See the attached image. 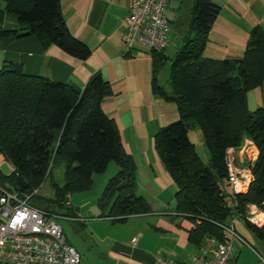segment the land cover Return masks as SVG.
<instances>
[{"label":"trees","instance_id":"16d2710c","mask_svg":"<svg viewBox=\"0 0 264 264\" xmlns=\"http://www.w3.org/2000/svg\"><path fill=\"white\" fill-rule=\"evenodd\" d=\"M193 1L190 30L170 64L172 96L167 99L177 104L179 118L161 127L154 141L176 184L177 209L199 221L193 234L202 244L206 235L223 239L220 225L244 217L248 205L264 201V107L251 111L246 99L249 90L264 83V31L254 27L242 59L204 57L218 6L212 0ZM7 14L23 27L4 29ZM26 34L35 35L43 48L55 44L79 59L89 57V46L69 32L59 0H0V39ZM110 94V83L100 75L78 93L69 84L28 75L20 64L5 61L0 67V154L12 170L10 175L0 171V185L19 191L15 178L20 176L29 193L49 180L54 202L61 205L68 194L88 190L92 177L114 162L118 170L96 202L101 215L124 221L146 212L147 204L136 192L134 159L101 106ZM196 126L208 151L207 163L188 137ZM247 137L258 149L253 180L248 192L234 194L228 184L227 149L238 148ZM60 166L61 185L53 180ZM32 203L47 207L38 193ZM245 223L264 243V226Z\"/></svg>","mask_w":264,"mask_h":264},{"label":"crops","instance_id":"0c3cea01","mask_svg":"<svg viewBox=\"0 0 264 264\" xmlns=\"http://www.w3.org/2000/svg\"><path fill=\"white\" fill-rule=\"evenodd\" d=\"M212 1L218 6V14L206 37L203 56L242 59L254 27L264 31V0ZM128 2L59 0L69 32L89 46V57L79 59L55 44L43 48L35 35H16L0 39V67L5 61L18 63L28 75L69 84L78 93L95 75L110 83L111 94L101 106L113 120L125 151L134 159L136 192L147 210L128 215L124 221L101 215L96 202L107 180L118 170L114 162L92 177L88 190L68 194L65 202L56 205L69 217L59 223L66 241L79 253V264H153L157 257L186 264L201 244L193 234L199 221L177 209L176 184L156 152L154 138L161 127L179 118L177 104L167 99L172 96L170 64L190 30L194 1L167 0L168 44L155 59L145 51H127L122 42ZM2 27L20 30L23 26L7 14ZM175 39L180 43L174 44ZM246 99L250 110L264 107V83L249 90ZM196 127L188 131L195 147L191 133L195 139H202ZM235 157L236 161L242 158L240 150ZM2 162L6 161L0 154ZM134 237L135 243L131 241ZM238 241H233L228 264H264V251L260 260H242L243 246Z\"/></svg>","mask_w":264,"mask_h":264},{"label":"built area","instance_id":"2783aa9c","mask_svg":"<svg viewBox=\"0 0 264 264\" xmlns=\"http://www.w3.org/2000/svg\"><path fill=\"white\" fill-rule=\"evenodd\" d=\"M167 0H129L124 19L122 42L127 51L162 53L167 47L170 30L164 10ZM228 184L234 194L246 193L253 180L252 167L258 155L255 143L247 138L236 149H227ZM240 150L248 164L236 162ZM39 188L29 193L9 190L0 185V264H79L77 249L66 241L57 221L69 218L32 203ZM244 218L249 224L264 226V201L261 206L250 204ZM234 220V219H233ZM233 220L222 224L223 239L206 235L202 244L186 264H228L233 255V241L244 239L235 230ZM137 237L132 238L136 242ZM153 264H184L167 257H157Z\"/></svg>","mask_w":264,"mask_h":264},{"label":"rangeland","instance_id":"374dc122","mask_svg":"<svg viewBox=\"0 0 264 264\" xmlns=\"http://www.w3.org/2000/svg\"><path fill=\"white\" fill-rule=\"evenodd\" d=\"M172 34L174 37H176V35H177L176 33H172ZM173 42H174V44L175 43L179 44L180 40L175 39ZM195 129H198V127H196ZM191 138L193 140H195L196 152H198L202 161L204 163H207L208 151L206 150L204 139L203 138L201 139L200 137H199V139L198 138L195 139L193 137L192 133H191ZM241 155H242V158L239 157L238 161H236V162H238L241 166H245L246 164H248L246 156L245 155L243 156V153H241ZM11 170H12L11 164L8 163L7 161L0 163V171L4 175H10ZM54 171L55 172L53 174V180L61 185L62 181H63L62 167L61 166L57 167ZM53 193H54V191H53L51 184H49V180L48 181L46 180L43 183V185L39 188L38 197L43 199L44 205H47L48 209H51L55 213L61 214L62 208H60V206L56 205L57 203L54 202L55 196L53 195ZM74 194H79V193L74 192ZM74 194H72V195H74ZM40 200L41 199H39V201ZM41 205H43V204H41ZM61 220L62 219H58L57 221L62 222ZM233 223L235 225L236 233L244 239V242H242L240 240L238 241L243 246V248H242L243 255L241 256V259L244 261H253V259L260 260V252L263 253V251H264V243L261 240H259V237H257L254 234L253 229L250 228L245 223L244 217L238 216V217L234 218ZM245 249H247L250 252H245L244 251ZM1 264H5V263H1Z\"/></svg>","mask_w":264,"mask_h":264},{"label":"water","instance_id":"95a60500","mask_svg":"<svg viewBox=\"0 0 264 264\" xmlns=\"http://www.w3.org/2000/svg\"><path fill=\"white\" fill-rule=\"evenodd\" d=\"M15 183L18 189L22 192L28 188V185L26 184L25 180L20 176H16Z\"/></svg>","mask_w":264,"mask_h":264}]
</instances>
